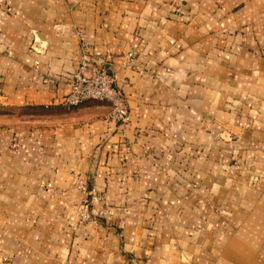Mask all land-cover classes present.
Instances as JSON below:
<instances>
[{
    "label": "crops",
    "instance_id": "crops-1",
    "mask_svg": "<svg viewBox=\"0 0 264 264\" xmlns=\"http://www.w3.org/2000/svg\"><path fill=\"white\" fill-rule=\"evenodd\" d=\"M0 264H264V0H0Z\"/></svg>",
    "mask_w": 264,
    "mask_h": 264
},
{
    "label": "built area",
    "instance_id": "built-area-1",
    "mask_svg": "<svg viewBox=\"0 0 264 264\" xmlns=\"http://www.w3.org/2000/svg\"><path fill=\"white\" fill-rule=\"evenodd\" d=\"M124 65L134 64V55L129 52L123 61ZM116 74L112 63L102 56L93 55L86 51L81 56L80 63L70 78L71 90L63 100L67 107H78L89 101H100L109 103L111 106V117L120 122L128 123L130 120V109L127 97L121 88L115 84ZM48 187L52 185L47 184ZM78 187L87 192L88 188L83 180ZM96 201L105 202L102 194L95 189L90 191V196L85 198L77 208V215L81 222H86L98 217H107L112 213V207H104L101 213L95 212L93 205Z\"/></svg>",
    "mask_w": 264,
    "mask_h": 264
}]
</instances>
